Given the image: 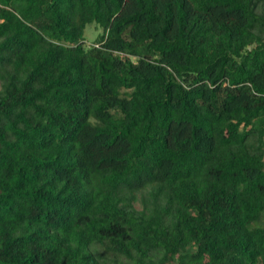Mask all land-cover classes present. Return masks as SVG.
Here are the masks:
<instances>
[{"label": "trees", "instance_id": "obj_1", "mask_svg": "<svg viewBox=\"0 0 264 264\" xmlns=\"http://www.w3.org/2000/svg\"><path fill=\"white\" fill-rule=\"evenodd\" d=\"M0 264H264V0H0Z\"/></svg>", "mask_w": 264, "mask_h": 264}, {"label": "rangeland", "instance_id": "obj_2", "mask_svg": "<svg viewBox=\"0 0 264 264\" xmlns=\"http://www.w3.org/2000/svg\"><path fill=\"white\" fill-rule=\"evenodd\" d=\"M102 33V29L98 27L96 24H91L86 27L85 30V39L87 46L94 43L98 35Z\"/></svg>", "mask_w": 264, "mask_h": 264}]
</instances>
